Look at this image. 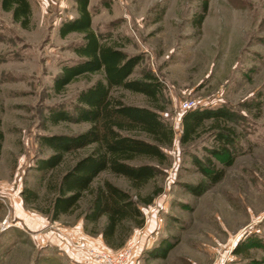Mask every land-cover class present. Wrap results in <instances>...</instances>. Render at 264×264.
Instances as JSON below:
<instances>
[{"label": "rangeland", "instance_id": "1", "mask_svg": "<svg viewBox=\"0 0 264 264\" xmlns=\"http://www.w3.org/2000/svg\"><path fill=\"white\" fill-rule=\"evenodd\" d=\"M28 1L26 29L0 9V196L13 224L0 230V264H72L56 247L30 235L42 229L34 219L44 217L39 210L52 197L34 165L52 154L41 146L42 136L87 129L86 123L52 124L45 116L53 108L72 111L77 93L100 75L78 77L60 92L53 89L61 67L77 59L73 48L81 35H58L62 21L76 16L75 1ZM204 1V18L196 26L192 18ZM88 8L96 33L141 57L130 78L151 72L162 86L156 103L124 89L114 96L156 109L174 132L171 145L163 148L166 163L153 162L158 172L139 192L145 196L161 189L150 205H140L146 225L126 244H133L128 264H264V0H89ZM185 102L188 108L182 107ZM198 107H224L234 115L226 124L235 134L228 155L213 154L216 143L206 128L190 143H179L182 113ZM83 154L65 155L48 180H57ZM196 160L223 170L222 178L198 196L187 186L208 182ZM104 180L135 194L122 176L102 172L94 184ZM24 186L38 195L36 202L23 203ZM4 202L0 227L8 214ZM86 203L83 198L56 226L73 227ZM22 211L34 220L29 226L19 221ZM236 246L244 251L234 254ZM154 248L166 255L151 254Z\"/></svg>", "mask_w": 264, "mask_h": 264}, {"label": "trees", "instance_id": "2", "mask_svg": "<svg viewBox=\"0 0 264 264\" xmlns=\"http://www.w3.org/2000/svg\"><path fill=\"white\" fill-rule=\"evenodd\" d=\"M74 1L76 16L62 21L58 35L61 38L70 33L81 35L80 42L73 48L77 59L61 67L53 81V89L60 92L81 76L99 74L100 77L77 93L72 111L53 108L45 116V120L52 124L74 122L86 123L88 127L76 135L41 137V146L52 150V154L38 159L34 170L38 178L46 181L52 197L48 207L39 212L47 220L56 221L60 216L73 213L80 201L87 198L81 213L84 232L90 236L100 235L108 249L119 250L126 246L132 233L145 224L140 205H150L161 192L160 188H155L145 196L139 193L157 174L156 164L166 163L163 148L171 145L174 132L161 120L156 109L125 104L114 96L116 89H124L142 94L156 103L162 86L151 72L131 79L130 75L141 57L130 56L122 50L121 45L104 40L101 34L92 29L89 0ZM206 8L207 2L204 1L201 12L193 16L192 21L196 26L201 24ZM0 9L9 13L11 20L21 28L28 27L31 17L28 0H0ZM233 117L224 107H198L184 111L180 121L179 143H190L206 128L212 132L216 143L213 154L228 155L234 146L235 134L226 124ZM79 150L84 154L76 158L57 180L52 177L48 180L49 174L62 164L65 155ZM194 162L208 182L187 186L191 194L198 196L222 178L223 170L214 168L209 161L206 164L197 160ZM102 172L124 177L135 194L131 195L108 180L95 185ZM20 194L24 204L38 199V195L28 186H24ZM155 249L151 254L166 255L165 250ZM242 251L236 246L233 253L241 254ZM55 260L45 259L48 263Z\"/></svg>", "mask_w": 264, "mask_h": 264}, {"label": "crops", "instance_id": "3", "mask_svg": "<svg viewBox=\"0 0 264 264\" xmlns=\"http://www.w3.org/2000/svg\"><path fill=\"white\" fill-rule=\"evenodd\" d=\"M20 213H23V211ZM22 215L19 216V221L21 223L23 222L28 225L33 223L34 220H37L42 227V229H38L35 233L30 234L32 237L34 236L33 238L40 241V243L46 242L48 245L56 247L58 251L72 261V264H90L86 254L79 248L80 245L109 251L103 243L100 235L90 236L84 232L82 219H79L71 228L63 226L60 228L59 226H56L55 221L51 222L47 220L46 217L41 216L37 219L31 220L27 217L28 215L24 213ZM42 230H45L46 232L44 233Z\"/></svg>", "mask_w": 264, "mask_h": 264}, {"label": "built area", "instance_id": "4", "mask_svg": "<svg viewBox=\"0 0 264 264\" xmlns=\"http://www.w3.org/2000/svg\"><path fill=\"white\" fill-rule=\"evenodd\" d=\"M182 107L188 108L189 103L185 102ZM0 193H2L1 190ZM0 200L1 202H4L1 196ZM4 207L7 208L6 210H8V214L6 215L5 219H3V221L1 222L0 230H6L7 228L13 226V224H11L9 221V208L6 206L5 202ZM132 246L133 244L129 243L124 248L114 253H109L107 251H103L91 246L87 247L85 245H80L79 248L86 254V256L93 264H128Z\"/></svg>", "mask_w": 264, "mask_h": 264}]
</instances>
